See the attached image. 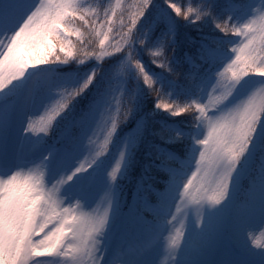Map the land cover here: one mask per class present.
Listing matches in <instances>:
<instances>
[{
    "label": "snow or ice",
    "instance_id": "snow-or-ice-1",
    "mask_svg": "<svg viewBox=\"0 0 264 264\" xmlns=\"http://www.w3.org/2000/svg\"><path fill=\"white\" fill-rule=\"evenodd\" d=\"M121 7L0 0V264H204L185 257L242 187L224 264H264V0H136L116 39ZM124 181L144 230L127 252Z\"/></svg>",
    "mask_w": 264,
    "mask_h": 264
},
{
    "label": "rangeland",
    "instance_id": "rangeland-1",
    "mask_svg": "<svg viewBox=\"0 0 264 264\" xmlns=\"http://www.w3.org/2000/svg\"><path fill=\"white\" fill-rule=\"evenodd\" d=\"M136 0H122V7L117 9V17L114 18L115 22V31L111 34L113 37L118 39L116 36V31L120 30V20L124 21V24L127 25L129 23V17L132 12L135 11ZM103 7H107L109 5H115V0H107L104 3H99ZM249 4H254L257 8L260 7V0H250ZM101 19H103V14L101 11ZM126 30V29H125ZM237 43L239 42V38H234ZM16 127H19V124H16ZM107 132V125L105 124L103 119L98 118V124L94 128V135H92V139L94 143L91 145V149L93 152L99 150L100 146L104 142V137ZM23 135V133H21ZM87 143V141H85ZM113 155H115L113 153ZM111 159V157H110ZM259 163V156H257V164ZM171 167H179L177 165H171ZM194 170V165H193ZM190 175V173H189ZM125 183V182H124ZM245 185L247 181L243 182ZM168 186V181L164 185L162 191H165ZM99 194V189L95 190L92 194V199L95 198L96 195ZM244 189L242 187L239 196L237 197L235 204L233 207L226 212L223 216L216 218L213 221L212 226L207 229L206 233L202 238L198 239L196 242V251L194 254L189 255L185 258L187 259H195L204 262V264H224L225 261L239 259L240 257L237 254V251L242 247L245 240V234L240 233L236 230L234 226L235 218L238 212L243 210L244 207ZM132 200L128 203L131 204ZM122 219L119 223V231L114 228L112 233V242L113 244H119L123 250L127 244L135 245L136 247L141 242V237L144 236L143 225L139 224L137 220V213L135 208H129L124 203H122ZM174 210V209H173ZM141 216L143 213L140 214ZM195 220L194 214L190 219L187 220V225L189 228L192 227L193 221ZM149 223H151V217H149ZM117 223V226H118ZM253 227L259 226V217L257 216L254 220L251 221ZM116 226V227H117ZM154 234L152 237V243L156 247L157 251L161 253L159 259L163 261L165 259L163 255V239L161 238V232H163V228L157 223L153 225ZM123 235V236H121ZM141 235V236H140ZM164 236H167L166 232H163ZM259 235V232H257Z\"/></svg>",
    "mask_w": 264,
    "mask_h": 264
},
{
    "label": "trees",
    "instance_id": "trees-1",
    "mask_svg": "<svg viewBox=\"0 0 264 264\" xmlns=\"http://www.w3.org/2000/svg\"><path fill=\"white\" fill-rule=\"evenodd\" d=\"M106 1L107 0H88V3L90 5H92V6H95V5L99 4V3H104ZM249 2H250V0H237V3L241 4V5H247V4H249ZM221 3H223V0H221ZM229 38L230 39H234L235 37H229ZM145 59L147 60L148 57L146 56ZM157 71H159V69H157ZM183 71H184V68L178 69V72H183ZM179 119H181V120H189V117L188 116H184V117H180ZM177 164H179V160L172 162L171 165H177ZM124 182H125L124 183V189H123L124 196L121 199V206H122V203H124L126 205V204H128L131 201V185L128 183V181H124ZM166 182H167V180L163 179V178H157V180H156V183L158 185H163L164 186L166 184ZM162 190H163V188L162 189H158V191H162ZM121 209H122V207H121Z\"/></svg>",
    "mask_w": 264,
    "mask_h": 264
}]
</instances>
